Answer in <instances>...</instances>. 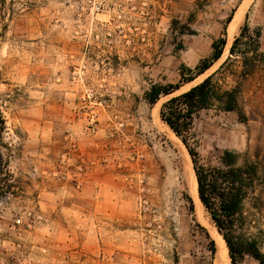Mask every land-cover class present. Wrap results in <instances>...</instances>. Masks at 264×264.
<instances>
[{"label": "rangeland", "instance_id": "374dc122", "mask_svg": "<svg viewBox=\"0 0 264 264\" xmlns=\"http://www.w3.org/2000/svg\"><path fill=\"white\" fill-rule=\"evenodd\" d=\"M244 24L264 52V0H0V264H214L172 141L193 169L190 156L154 113L169 97H143L225 38L221 58L172 96L201 82ZM239 107L244 121L201 111L188 147L200 164L230 151L264 173V67ZM254 197L237 231L264 253V188L258 210Z\"/></svg>", "mask_w": 264, "mask_h": 264}, {"label": "trees", "instance_id": "16d2710c", "mask_svg": "<svg viewBox=\"0 0 264 264\" xmlns=\"http://www.w3.org/2000/svg\"><path fill=\"white\" fill-rule=\"evenodd\" d=\"M229 21L230 18L227 23ZM259 39L260 31L250 32L244 24L229 48V57L201 82L184 93L172 96L181 85L204 75L221 58L225 38L214 41L210 56L199 61L194 68L181 66L178 83L153 84L143 97L151 106L161 97H169L160 107L159 118L188 151L196 179L198 199L225 242L230 264H236L237 259L244 256L252 258L257 264H264V253L260 252L258 244L254 240L244 238L237 231L244 226L245 206L256 193L258 195L253 198L255 203L252 208L258 210L261 205L259 195L264 188V173L255 162L244 159L239 163V156L230 151L223 152L216 165L200 164L197 154L188 147V141L194 120L201 111L215 109L223 113H236L239 120H245L239 107V96L242 83L259 67H264L258 59L264 57V52H259ZM235 63L239 66L233 67ZM218 75L231 76L234 85L228 87L218 83L215 80ZM187 203L193 212V203L189 197ZM196 227L206 233L200 226ZM209 245L210 251L214 252L213 242L210 241Z\"/></svg>", "mask_w": 264, "mask_h": 264}, {"label": "bare ground", "instance_id": "6f19581e", "mask_svg": "<svg viewBox=\"0 0 264 264\" xmlns=\"http://www.w3.org/2000/svg\"><path fill=\"white\" fill-rule=\"evenodd\" d=\"M243 16H244V9L243 8L235 13L233 19L229 23V27H228V30H227V32H228L227 33L228 34L227 35L228 40L232 39L234 33L237 31V29H238V27H239V25H240V23L242 21ZM226 51H227V49H225L224 52H226ZM157 112H158V108H156V111L154 112L156 114L157 120H158L159 117H158V113ZM155 114H152V115H155ZM171 139H173V138H171ZM172 142L174 143V146L178 150V154H179V156L181 158L182 167L184 169V174L186 176L187 183H188V193H189L188 195H189L191 201L193 202V204H194V206L196 208V211H197V214H198L197 217L200 220V223H201L202 227L206 230V232L209 235L210 239L214 243L215 250H216V260L214 261V264H230L229 258H228L227 248L225 246V243H224L222 237L219 235V233L217 232L216 228L211 223L209 218H205L204 220H202L200 218L201 215L199 214V211H200V208H202V206L200 204V201H199L198 195H197V184H196L194 171H193V169L191 167V163H190V161L188 159V156L186 155V151H184V149L182 148V145L180 147L176 143L175 140H173Z\"/></svg>", "mask_w": 264, "mask_h": 264}, {"label": "water", "instance_id": "95a60500", "mask_svg": "<svg viewBox=\"0 0 264 264\" xmlns=\"http://www.w3.org/2000/svg\"><path fill=\"white\" fill-rule=\"evenodd\" d=\"M225 243V242H224ZM226 246V245H225ZM229 258V256H228ZM216 260V250H215V253H214V261Z\"/></svg>", "mask_w": 264, "mask_h": 264}]
</instances>
